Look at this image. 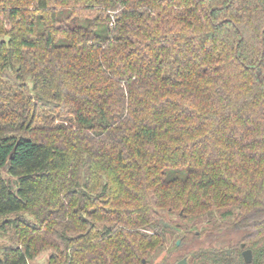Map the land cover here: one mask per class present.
Wrapping results in <instances>:
<instances>
[{
  "label": "trees",
  "instance_id": "16d2710c",
  "mask_svg": "<svg viewBox=\"0 0 264 264\" xmlns=\"http://www.w3.org/2000/svg\"><path fill=\"white\" fill-rule=\"evenodd\" d=\"M215 213L264 261V0H0V264H151Z\"/></svg>",
  "mask_w": 264,
  "mask_h": 264
},
{
  "label": "rangeland",
  "instance_id": "374dc122",
  "mask_svg": "<svg viewBox=\"0 0 264 264\" xmlns=\"http://www.w3.org/2000/svg\"><path fill=\"white\" fill-rule=\"evenodd\" d=\"M6 84L10 86L14 84V81L11 78V79H5L3 82V87L6 96L10 98V94L6 91L5 88ZM9 100L12 101L11 98ZM13 107L15 106H12V108ZM51 115H53L56 118L55 122L59 121L58 114L51 113ZM14 122L17 123L18 121L14 120ZM23 215L24 214H22V216ZM10 218H14V217H10ZM25 218H30V217L25 216ZM219 220H222L221 213H215L213 216H209L208 218H205L203 222H201V224L197 227L196 230L199 233V235L195 237L191 242H189L187 246L184 247L185 251L189 250V255H188L189 264H245L241 256V250L231 249V247L228 249L231 250L232 252V255L230 256L229 259L220 261L221 258L219 255H212L216 250L217 245L221 243L220 241L221 236H219L218 233L215 232V227H214L215 222H219ZM31 222L35 223L32 220ZM229 233H231L229 238L231 237L234 238V243H235L237 240H240V238L244 235L245 231L243 229H235L230 231ZM222 238H224L223 240H225V237ZM18 242H19L18 234L17 232H15L14 229L9 228L7 230V233L5 232L3 233L2 231H0V249L9 245H17ZM175 249H176L175 238H172L167 242L166 247L162 250L160 259L158 260L167 261L168 256L170 257L168 260L170 261L171 259L170 263L174 262L173 260L174 257L176 260H178L184 253V249H181V254L175 251ZM203 250H209L210 252V253H205V259H202L200 257ZM52 254H53L52 250L44 251L38 254L35 257V259L30 262V264H50V258ZM206 254L208 256H206ZM213 256H215V258L216 256H218L220 260L218 261L215 259L216 262L215 261L209 262V260L206 258V257H212V259H214ZM251 264H254V258ZM256 264H264V261L260 260Z\"/></svg>",
  "mask_w": 264,
  "mask_h": 264
},
{
  "label": "flooded vegetation",
  "instance_id": "af4514ba",
  "mask_svg": "<svg viewBox=\"0 0 264 264\" xmlns=\"http://www.w3.org/2000/svg\"><path fill=\"white\" fill-rule=\"evenodd\" d=\"M189 227H190L189 224H181L179 222H171L170 225H168V224L165 225V228L171 230L173 233H175L177 235L176 236L177 238H175V248H176L175 251L179 252L180 254H181V249H184V247L187 246L189 243L187 240V237L190 234V232L188 231ZM235 229H237V227L226 228V229L216 231V233H218V235L221 236V238H220L221 243H219L217 245L216 250H217V252L221 258L220 261H224L225 259L230 258V256L232 255L231 250H228L230 247H231V249L241 250V256H242L245 264H247L245 261L243 253L247 250H250V249L246 246L245 243H243L241 241L242 237L240 238V240H237L235 243H234V238H232V237L229 238V236L231 235V233H229V232L232 230H235ZM196 234L199 235L198 232H196ZM222 237H225V240H223L224 238H222ZM178 242H180V243L178 244ZM161 253H159L154 258V260L151 264H178L182 260H187V262L189 264V259H188L189 250L185 251V249H184V253L182 254V256L178 260H176L174 257L173 263H170L171 259H170V261L168 260L170 258L169 256L167 257V261L158 260V259H160ZM225 254H226L227 258L225 257Z\"/></svg>",
  "mask_w": 264,
  "mask_h": 264
},
{
  "label": "water",
  "instance_id": "95a60500",
  "mask_svg": "<svg viewBox=\"0 0 264 264\" xmlns=\"http://www.w3.org/2000/svg\"><path fill=\"white\" fill-rule=\"evenodd\" d=\"M180 242H178L179 244ZM245 261L247 264H251L253 261V253L251 250H247L243 253ZM143 263H145V261H143ZM178 264H188L187 260H182L180 261Z\"/></svg>",
  "mask_w": 264,
  "mask_h": 264
}]
</instances>
